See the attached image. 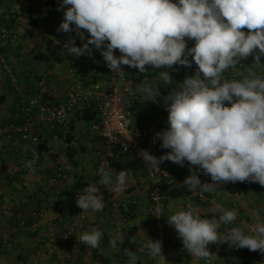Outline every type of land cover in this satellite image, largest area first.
<instances>
[{"label": "clouds", "instance_id": "9594fccd", "mask_svg": "<svg viewBox=\"0 0 264 264\" xmlns=\"http://www.w3.org/2000/svg\"><path fill=\"white\" fill-rule=\"evenodd\" d=\"M57 11L63 12L57 31L75 33L63 45L68 55L79 58L99 51L117 76L125 73L123 66L140 73L148 72L146 66L161 69L159 83L141 82L136 89L143 101L160 103L168 113L167 127L156 132L152 143L160 141L169 151L159 158L145 149L139 152L149 172H160L165 161L187 162L191 174L182 186L190 192L217 190L226 182L264 186V0H60ZM188 41L194 45L188 47ZM250 56L254 63L248 75L229 79L226 74ZM193 63L195 74L178 84L165 70ZM160 85L170 89L166 95ZM25 166L34 171L31 161ZM200 174L212 182L202 183ZM98 176L77 196L83 211H102L100 189L124 191L129 173L116 172L107 162ZM155 212L157 217L164 213L159 207ZM238 216L239 210L221 209L218 218L209 219L189 207L168 216V224L198 260L213 256L212 243L264 254V221L246 231L232 226ZM102 238L103 232L93 228L79 240L96 249ZM145 246L151 257H163L162 241L148 238ZM124 256L126 264H138L135 252L124 249Z\"/></svg>", "mask_w": 264, "mask_h": 264}, {"label": "crops", "instance_id": "0c3cea01", "mask_svg": "<svg viewBox=\"0 0 264 264\" xmlns=\"http://www.w3.org/2000/svg\"><path fill=\"white\" fill-rule=\"evenodd\" d=\"M25 4L34 11L38 21V27L28 25L25 28L18 27L15 23L22 19L24 14L19 12L18 5L13 0H0V12L12 26V31L17 35V42L6 47L4 53L5 61L9 69L17 76V90L11 85L7 72L0 63V122L6 123L19 107L20 91L36 89L37 80L45 77L47 86L44 89V99L56 104H64L69 93L73 90L75 81L70 76L69 69L76 73L80 72L85 63L100 64L101 55L99 51H93L92 55H84L79 58L67 54L63 45L68 41L70 35L75 33H62L57 29L62 22L49 13L47 0H24ZM14 2L12 13L3 9L4 3ZM10 8V7H9ZM12 9V8H11ZM16 10V11H15ZM19 16V17H18ZM18 17V18H17ZM17 18V19H16ZM30 24V23H29ZM243 31V29H242ZM77 46L82 42L76 39ZM194 44V41H193ZM13 46V47H12ZM264 62V61H262ZM253 58L250 56L241 61L238 69L227 73L229 79H242L248 75V67L253 66ZM147 73L132 72L131 67H126V78H139L141 75H149L156 83H159L157 73L161 69H153L150 66ZM107 68V67H106ZM105 68V69H106ZM169 71L174 83H181L185 76L194 75L174 66ZM237 77L233 78L232 74ZM264 75V70L261 71ZM100 86L105 88L108 79L103 76ZM20 90V91H19ZM162 94L170 90L165 85H160ZM134 116L132 124L134 127L141 126L145 121L156 120L164 130L167 127V116L160 103H150L142 100L139 92L135 100ZM91 114L87 117L90 119ZM92 122V121H91ZM90 121L80 115H73L65 124L57 130L58 140L50 141L42 145L39 166L34 174L29 175L25 182L13 180L10 172L16 169L15 161L0 154V240L11 236V230L19 220L32 221V210L37 209L43 215L40 227V236L47 241L56 239L63 232L60 224L50 227L48 222L53 217L56 207L66 204L69 199L61 198L54 202L55 194L61 185L56 181V171L68 176L67 184L71 190L80 188L88 183L97 165L99 155L106 154L109 147L100 139L90 140L87 136ZM155 134L149 143L154 148L166 154L169 150L160 147V141L152 143ZM4 142L0 141V145ZM120 168L116 171L126 170L129 173L127 187L122 192L112 190L113 186H104L100 194L105 207L102 211L85 210V218L82 228L76 235H80L93 228L103 232V238L96 249L80 242L78 259L74 264H126L127 257L124 249L136 253L138 264H154V258L148 255L146 241L152 239L154 218L149 213L150 202L148 199L149 179L141 169L138 161L132 156H122L119 160ZM172 173H189V164L185 162L180 166L170 161L164 162ZM202 183H211L210 176L200 174ZM106 195V196H105ZM165 208L161 224L167 236V264H204V260L194 258L187 253L182 240L178 238L176 229L168 224V216L177 211L194 208L200 215L211 219L218 218L221 209L228 210L232 206L239 210V218L246 222V231L257 221H264V186L259 183L250 182H226L220 189L204 192L200 199L193 194H181L174 190L165 193ZM133 198L136 205L131 207L130 213H124L126 199ZM235 226V225H232ZM227 227V226H222ZM125 237H128L125 241ZM38 236L28 233H19L16 244L12 251L0 255V264H27V262L40 250ZM211 259H222L227 264H264V254L250 251L247 248H229L227 244H209ZM68 253H74L69 249ZM230 253V255H228Z\"/></svg>", "mask_w": 264, "mask_h": 264}, {"label": "built area", "instance_id": "2783aa9c", "mask_svg": "<svg viewBox=\"0 0 264 264\" xmlns=\"http://www.w3.org/2000/svg\"><path fill=\"white\" fill-rule=\"evenodd\" d=\"M49 3V13L63 20V12L57 11L60 0H47ZM3 12H0V63L2 68L7 72L11 85L17 90V76L9 69L6 64L4 53L6 47L17 42V35L8 27L9 21L2 18ZM244 31H249L244 29ZM87 35V33H86ZM193 41H188V47L193 46ZM116 55H120L119 50L115 51ZM191 68L179 66L180 69L190 71ZM106 66L101 56L100 64L85 63L82 70L76 73L73 69H69L70 76H73L75 85L69 93L68 99L64 104H56L44 99V89L47 86L45 77L37 80L36 89L20 91L19 107L13 113L12 117L6 123L0 122V141L4 144L0 145V154L8 156L15 161L16 169L10 172L13 180L25 182L26 178L34 174L39 166L41 146L46 145L50 141H57V130L63 126L69 117L73 115H82L86 110H93L97 113V119L92 121L88 130V138L90 140L100 139L108 147L106 154H98V162L94 168L91 180L77 188L71 190L67 184L68 176L56 171V181L61 185L54 197V202H58L61 198L67 197L69 201L56 207V211L48 222V225L60 224L63 228L62 234L52 241H47L44 236H40V227L43 222V215L37 209L32 210V221L19 220L11 230V236L0 240V255L12 251L19 233H28L38 236V244L43 248L38 251L27 264H74L78 259L80 242L76 235L82 228L85 218V210L80 209L76 204L77 196H79L84 188L91 183L99 181L98 171L102 165L109 166L117 171L120 168L119 160L122 156L134 157L145 175L149 179L148 199L150 202L149 213L154 218V227L152 240L162 241V256L154 258V264H167V236L161 224L162 217H157L155 209L159 207L162 212L165 208V193L167 190H174L178 193L193 194L195 197L202 199L204 192H190L183 185L184 179L191 173H172L169 167L162 163L159 165L160 172H149L144 164L139 152L141 149L147 150L150 154L157 158L162 156L161 151L154 148L149 143L150 138L161 130L160 124L156 120L145 121L141 126H133L134 110L133 106L137 99V85L141 82L156 83L154 78L149 75H141L139 78H126L127 66H123L125 73L117 76ZM106 68V69H105ZM132 72H139L133 69ZM105 76L108 81L106 87L100 86V78ZM236 78V74H232ZM168 115V113L163 110ZM128 145V150H123V145ZM26 161L32 162L33 170L25 166ZM164 173H167L165 175ZM201 179V177L199 176ZM153 193L160 198L154 199ZM2 190L0 189V197ZM124 213L129 214L130 208L136 205L133 198L124 201ZM232 206L228 210H233ZM233 225L246 226V222L238 217ZM71 249L74 253H68ZM230 255V253H228ZM204 264H227L226 261L219 259L204 260Z\"/></svg>", "mask_w": 264, "mask_h": 264}, {"label": "trees", "instance_id": "16d2710c", "mask_svg": "<svg viewBox=\"0 0 264 264\" xmlns=\"http://www.w3.org/2000/svg\"><path fill=\"white\" fill-rule=\"evenodd\" d=\"M17 5H18V7H19V12L21 13V14H24V15H26L29 19H30V21H31V24L33 25V27L34 28H37L38 27V21H37V19H36V17H35V14H34V11L32 10V9H30L26 4H25V1L24 0H13ZM9 27V26H8ZM10 28V27H9ZM243 31H244V29H243ZM246 32V31H245ZM187 39V38H186ZM198 66H196L195 64H194V66H193V68L192 69H190V71L189 72H194V71H196V68H197ZM180 69V68H179ZM185 71V70H184ZM88 114H91L90 115V119L87 117V115ZM81 117H82V119L84 118L85 120H87V121H94V120H96L97 119V113L95 112V111H93V110H86L82 115H81ZM43 147H41V150L43 151L44 149H42ZM106 196V195H105ZM131 209V208H130ZM126 239H128V237H125V241H126Z\"/></svg>", "mask_w": 264, "mask_h": 264}, {"label": "rangeland", "instance_id": "374dc122", "mask_svg": "<svg viewBox=\"0 0 264 264\" xmlns=\"http://www.w3.org/2000/svg\"><path fill=\"white\" fill-rule=\"evenodd\" d=\"M13 6H15V4H14V2H12V3H10V5H9V3L7 4V3H4V6L2 7L3 9H5V10H7L9 13H12V11H13ZM10 7V8H9ZM12 8V9H11ZM16 11V10H15ZM19 17V16H18ZM17 17V18H18ZM23 18L22 19H19L15 24L18 26V27H22V28H25V26L26 27H28V25L30 26V27H33V25L31 24V21H30V19L26 16V15H23L22 16ZM16 18V19H17ZM30 23V24H29ZM9 27H10V29H12V26H11V24L9 23ZM34 28V27H33ZM14 44V43H13ZM13 44H11V45H13ZM16 45V44H15ZM10 46V45H9ZM13 47V46H12Z\"/></svg>", "mask_w": 264, "mask_h": 264}]
</instances>
